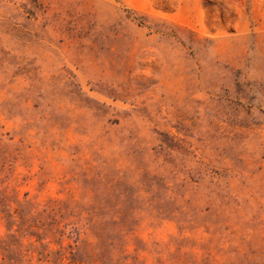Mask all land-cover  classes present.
Listing matches in <instances>:
<instances>
[{
	"label": "rangeland",
	"instance_id": "obj_1",
	"mask_svg": "<svg viewBox=\"0 0 264 264\" xmlns=\"http://www.w3.org/2000/svg\"><path fill=\"white\" fill-rule=\"evenodd\" d=\"M0 264H264V0H0Z\"/></svg>",
	"mask_w": 264,
	"mask_h": 264
}]
</instances>
